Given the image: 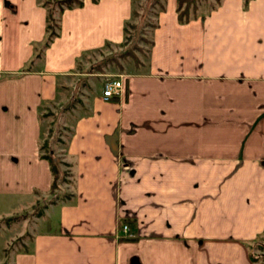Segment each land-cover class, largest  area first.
<instances>
[{
    "label": "crops",
    "instance_id": "obj_1",
    "mask_svg": "<svg viewBox=\"0 0 264 264\" xmlns=\"http://www.w3.org/2000/svg\"><path fill=\"white\" fill-rule=\"evenodd\" d=\"M42 1L0 0V218L17 216L0 227V264H251L264 230V0H219L186 22L164 0L109 100L84 53L119 46L133 2L64 7L41 49ZM50 110L65 132L50 154L71 182L26 227L52 196Z\"/></svg>",
    "mask_w": 264,
    "mask_h": 264
},
{
    "label": "rangeland",
    "instance_id": "obj_2",
    "mask_svg": "<svg viewBox=\"0 0 264 264\" xmlns=\"http://www.w3.org/2000/svg\"><path fill=\"white\" fill-rule=\"evenodd\" d=\"M49 9H51L53 16L58 15V1L59 0H49ZM133 2V6L135 10L137 11V16L132 19L128 24L125 25V31H124V38L119 44V46H116V48L111 49V51L107 52L105 56H103L98 61H93L91 58L93 57V51H87L85 52V57L90 59L89 64L87 66H84L85 69H87V72L91 73H97L98 70H101L103 74H98L91 76L92 78H96L101 80L100 78L105 79L107 77H117L120 73H124L128 70H133L136 68L137 61L141 62V59L143 58L147 45L149 44L150 40V31L153 25L155 24V16L157 14V11L161 8L163 5L164 0H131ZM215 0H199V7L197 9L198 13L204 12L205 9L208 7L209 3H213ZM109 50L110 47L105 46L99 50ZM92 56V57H91ZM95 56V55H94ZM85 64V63H84ZM86 65V64H85ZM97 68H99L97 70ZM87 76L86 78H88ZM96 79H94L96 82ZM100 86L97 84L96 86H89V92L92 91L91 94H95L99 92ZM73 97H77V92L73 94ZM79 98V97H77ZM72 101H75V99H72ZM60 111V109L58 110ZM49 115L52 116L55 112L57 116L54 115V119L51 122L44 123L45 127V134L42 137V149L47 150L51 147L57 149L59 146V143H57V139L63 134H65L62 126L60 118L58 117L57 111H49ZM53 112V113H52ZM48 114V113H47ZM51 118V117H48ZM57 146V147H56ZM55 154L58 156V159H65L63 158V155L61 152L55 151ZM63 163L62 160H60V164L58 165L61 174H60V183L57 188H55L53 191H51L50 196L51 200H45L44 197L39 198L36 200V202L32 205V207L27 212H24L26 216H28V220L26 222H23V225L31 224V220L34 217V214L37 212H40L43 208V204L47 201L50 202L52 200H55L56 198H61L64 193L67 191L69 183L71 182V174L68 165ZM19 216V215H18ZM17 216H12L11 218H0V227H3L5 224H11L14 225L15 218ZM20 217V216H19ZM29 227V226H28ZM25 235V234H23ZM21 238V237H20ZM18 238V239H20ZM17 240V239H16ZM26 240V239H25ZM12 241V240H11ZM22 242V241H21ZM23 243V242H22ZM13 245L17 244V241H12Z\"/></svg>",
    "mask_w": 264,
    "mask_h": 264
},
{
    "label": "trees",
    "instance_id": "obj_3",
    "mask_svg": "<svg viewBox=\"0 0 264 264\" xmlns=\"http://www.w3.org/2000/svg\"><path fill=\"white\" fill-rule=\"evenodd\" d=\"M49 0H43L42 4L47 6V15H46V35L44 37L42 47L48 46L52 39L57 35L58 22L57 17L53 16L51 9H49ZM82 0H59L58 1V12L61 11L64 7H71L74 4H81ZM219 0H215L213 3H209L208 7L204 12L198 13L197 9L199 7V0H176V12L177 18L180 22H186L189 19L195 18L199 15H204L209 12ZM163 7V5L161 6ZM134 15H137V11L133 10ZM127 21L126 24H128ZM125 24V25H126ZM125 31V26L123 27ZM40 51L37 52L39 54ZM140 61H137V65L140 64ZM43 148V147H42ZM44 156L49 160L50 168L53 176L51 191L59 186L60 183V174L61 171L58 167L60 164V159L56 155L50 154V149L45 150ZM249 247V256L251 259V264H264V230L262 233L254 240L253 244L248 245Z\"/></svg>",
    "mask_w": 264,
    "mask_h": 264
},
{
    "label": "built area",
    "instance_id": "obj_4",
    "mask_svg": "<svg viewBox=\"0 0 264 264\" xmlns=\"http://www.w3.org/2000/svg\"><path fill=\"white\" fill-rule=\"evenodd\" d=\"M123 79L119 75L117 77H107L103 79L101 97L103 100H109L113 96L118 95L123 90ZM123 230L127 229V225H123Z\"/></svg>",
    "mask_w": 264,
    "mask_h": 264
},
{
    "label": "water",
    "instance_id": "obj_5",
    "mask_svg": "<svg viewBox=\"0 0 264 264\" xmlns=\"http://www.w3.org/2000/svg\"><path fill=\"white\" fill-rule=\"evenodd\" d=\"M50 153H52V151H50ZM131 263L132 264H138L137 261H136V259H132Z\"/></svg>",
    "mask_w": 264,
    "mask_h": 264
}]
</instances>
